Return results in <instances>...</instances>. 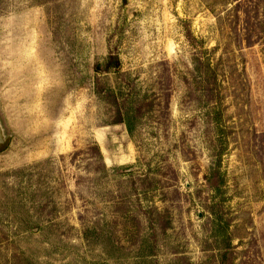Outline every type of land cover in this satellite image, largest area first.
Returning a JSON list of instances; mask_svg holds the SVG:
<instances>
[{
  "label": "rangeland",
  "instance_id": "1",
  "mask_svg": "<svg viewBox=\"0 0 264 264\" xmlns=\"http://www.w3.org/2000/svg\"><path fill=\"white\" fill-rule=\"evenodd\" d=\"M0 121V264H264V0H0Z\"/></svg>",
  "mask_w": 264,
  "mask_h": 264
},
{
  "label": "trees",
  "instance_id": "2",
  "mask_svg": "<svg viewBox=\"0 0 264 264\" xmlns=\"http://www.w3.org/2000/svg\"><path fill=\"white\" fill-rule=\"evenodd\" d=\"M248 33V32H247ZM246 42L248 43V45L250 44V38L246 37ZM120 68V61L118 58V55L114 52H110L107 56V58L105 59V61L101 64L96 62L93 65V70L96 74H107L109 72H117V69ZM96 93L99 97H101L102 99H108V103L110 106L114 107L115 109V113L116 115L114 116V121L112 122V124H125L126 126H128L129 124V116H131V112L123 107H120V101H119V97L117 98L116 95L114 94V92H112L110 89L109 90H103V89H99L96 86ZM105 97V98H104ZM169 95H166V99L168 100ZM121 109H126L125 111H122ZM129 117V118H128ZM129 129V128H128ZM217 157V161L215 163V165L210 169L207 177H206V181L208 183V185L212 188V189H216L217 186L219 184L222 183L221 180V176H220V170H219V165H220V154L216 155Z\"/></svg>",
  "mask_w": 264,
  "mask_h": 264
},
{
  "label": "water",
  "instance_id": "3",
  "mask_svg": "<svg viewBox=\"0 0 264 264\" xmlns=\"http://www.w3.org/2000/svg\"><path fill=\"white\" fill-rule=\"evenodd\" d=\"M11 136L5 134V129L0 121V153L5 151L9 146Z\"/></svg>",
  "mask_w": 264,
  "mask_h": 264
}]
</instances>
